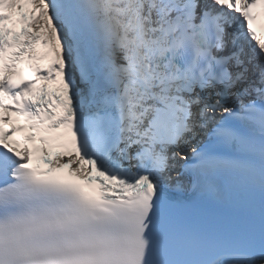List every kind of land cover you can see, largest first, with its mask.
Returning a JSON list of instances; mask_svg holds the SVG:
<instances>
[{
  "label": "snow or ice",
  "instance_id": "obj_1",
  "mask_svg": "<svg viewBox=\"0 0 264 264\" xmlns=\"http://www.w3.org/2000/svg\"><path fill=\"white\" fill-rule=\"evenodd\" d=\"M258 22L264 0H0V264H264Z\"/></svg>",
  "mask_w": 264,
  "mask_h": 264
}]
</instances>
